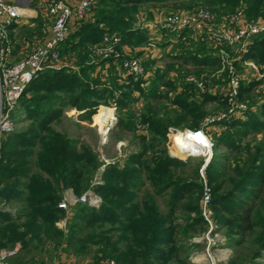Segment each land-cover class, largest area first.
Here are the masks:
<instances>
[{
	"label": "trees",
	"instance_id": "obj_1",
	"mask_svg": "<svg viewBox=\"0 0 264 264\" xmlns=\"http://www.w3.org/2000/svg\"><path fill=\"white\" fill-rule=\"evenodd\" d=\"M143 2H173L175 7L203 2L213 6L215 9L211 10L217 16L243 4L249 18L264 15V0H99L94 19L71 32L61 45V53L75 55L81 62L88 57L89 46L109 32L121 34L122 43L142 41L147 31L134 26L133 20L137 5ZM31 3L34 4L33 0ZM128 5L134 6L131 9ZM18 22L8 25L13 43ZM32 23L33 28L18 31L17 37L22 32L33 36L45 32L41 15ZM250 57H264V34L253 37L243 59ZM193 61L221 65V57L214 52L194 57ZM39 77L41 82L35 83ZM49 81L51 84H44ZM93 83L74 70L46 68L27 85L21 98L29 87L63 90L72 86L77 92L68 97L71 105L88 108L91 117L95 108L89 107L104 103L107 93L111 94L110 99L114 98L107 81L97 76ZM247 90L248 86L241 84V95ZM30 99L31 103L21 101L14 111V123H22L20 128L3 134L0 141V249L19 246L16 254L6 259L8 264H47L48 259L52 264L54 247H60L62 242L67 246L61 251L70 254L74 264H101L107 258L117 264H197L189 258L191 245L185 239L204 233L207 225L200 209V162H182L179 157L170 162L167 156L163 157L165 149L160 148V141L153 137L146 144L143 137V148L132 153L123 167L113 165L112 175L107 178L110 182L97 188L103 198L99 207L83 202L74 204L78 211H74L75 221L66 233L57 225L61 211L65 210L59 203L67 189L79 193L88 186L93 149L79 146L78 139L53 127L64 113L60 106L65 101L61 102L58 94L48 105L41 104L48 100L46 95ZM240 122L234 120L230 125ZM120 125L127 126L123 120ZM157 131L162 139L167 137L166 129ZM249 133L250 129L244 127L233 136L214 140L213 147L223 142L225 150L212 152L206 172L212 191L220 193L212 198L211 206L220 211L221 223L227 228L225 234L238 248L230 263L264 264L260 262L264 257V143L245 141ZM181 135L182 132L175 134V142ZM171 147L180 153L173 146L172 136ZM173 187L165 208L160 207L158 200ZM187 206L192 215L180 219L179 213ZM197 247L203 244L198 243Z\"/></svg>",
	"mask_w": 264,
	"mask_h": 264
},
{
	"label": "rangeland",
	"instance_id": "obj_2",
	"mask_svg": "<svg viewBox=\"0 0 264 264\" xmlns=\"http://www.w3.org/2000/svg\"><path fill=\"white\" fill-rule=\"evenodd\" d=\"M95 1L91 13L85 20L79 22L73 31L79 30L86 21L94 19L99 0ZM133 6L128 5L131 9ZM198 6L214 8L203 2L181 7L173 6V2H160L158 4L143 2L138 4V11L135 12L133 23L138 28H144L147 35L140 42L135 40L132 44L122 43L119 47V56L111 58L116 59L118 64L121 65L126 73L124 76H115L113 73L105 75L101 70L98 71L99 73L92 72L93 68L102 64L105 59L94 60L90 53L81 62L77 61L78 58L75 55L70 57L66 53H61L59 68L76 71L86 81L92 82V85L97 76L101 77L102 80L108 82L110 90L114 92V98L110 99L111 94L107 93L104 103L89 107L90 109L95 108V112L91 117H89L88 108L78 109L71 105V99H68V97L77 92L72 86H67L63 90H32L29 87L18 103V106L21 101L28 104L31 103L30 98L46 95L48 97L47 102L44 101L41 104L47 103L48 105L51 103L52 97L57 94L61 102L65 101L63 102L64 105L60 106L64 113L53 124V127L78 139L79 146L86 145L93 149L94 162L88 179V186L79 193L73 190L76 195H81L87 188L92 187L93 191L99 196V203L92 206L99 207L101 205L103 201L102 191L98 192L97 188L110 182L107 178L112 175V166L123 167L126 159L132 153L143 148V137L146 138V144H149L153 137L156 138V142L160 141V148L165 149L163 157L167 156L166 159L171 160L170 162L179 157L182 162L191 160L201 164L206 160H208L207 163L209 162L208 154L184 152L185 148L180 145L178 147L175 143V134L181 132L182 135L186 132L195 134L197 128H203L211 136L212 141L215 140L216 142L220 136L223 138L233 136L236 130L245 127L250 129L251 132L247 135L245 141L252 144L264 143V78L260 77L258 73V71L264 72V57L246 58L251 61L249 64L243 62L242 58L236 61V73L240 78V82L244 87L248 86L249 90L244 91L242 95L240 94L238 103L229 104L226 97L229 86V69L221 65L214 67L197 64L193 61V58H202L205 54H212V52L221 57L222 50L234 55L236 46L225 42L221 44L205 42L203 44L190 31H178L154 24V21L160 15L181 10H193ZM243 8L244 5L240 4L233 11L226 13H232ZM18 26L13 43L14 57L17 60L29 54L48 32L45 31L40 36L23 35L22 32L23 36L17 37L18 31L33 28L34 23H32V20H21L18 22ZM107 30L108 28L105 31L108 32ZM126 57L141 59L142 70L138 76H134L123 68L122 62ZM82 68L87 69L84 71ZM37 82H41L40 77L35 80V83ZM44 84H51V81ZM230 109L233 111H230ZM98 112L99 115H96ZM228 112H231L228 114L229 120L211 121L213 118ZM121 120L127 126L122 127L120 125ZM234 120L242 121V123L230 125ZM21 124L19 122L14 123L13 128H20ZM163 128L167 130V137H164V139H162L161 133L157 131V129L163 130ZM171 136L173 146L181 154L176 153L171 147ZM221 144L212 147V152L224 151L225 145L223 142ZM206 174L209 175L208 172ZM111 184L119 189H125L118 183L111 182ZM210 188L212 191L211 186ZM174 190L175 187L169 189L158 200L160 207L165 208L166 200L171 198ZM218 194L220 193L212 191V198L218 196ZM121 198L123 197H118V199ZM186 204H189V202H186ZM75 207L73 205L70 210L61 211L57 220V225L66 233L75 221L74 211H78V208L74 209ZM188 208L190 206L182 208V212L178 215L180 219L192 215ZM210 218L212 226L207 221L204 233L185 239V242L191 245L189 258L197 264H236L230 263V261L237 253L238 248L233 241L228 240L225 234L227 228L221 223L223 216L220 215L217 208L211 206ZM198 243H202L203 247H197ZM161 244L176 246L167 243ZM66 246L67 243L62 242L60 247H54L56 254L53 255L52 264H57L58 260L65 264L68 258H72L70 254L65 253L66 251H61ZM57 254L59 255L55 259ZM69 262L74 264L72 259ZM260 262L264 263V257L260 259ZM244 263L245 261L242 262V264ZM47 264H51L49 259Z\"/></svg>",
	"mask_w": 264,
	"mask_h": 264
},
{
	"label": "built area",
	"instance_id": "obj_3",
	"mask_svg": "<svg viewBox=\"0 0 264 264\" xmlns=\"http://www.w3.org/2000/svg\"><path fill=\"white\" fill-rule=\"evenodd\" d=\"M36 3L37 8L48 17L50 31L29 54L22 59L15 60L14 45L8 25L14 21H20L27 14V10L33 8V5L31 0H0V141L3 134L14 127V111L27 85L44 69L60 67L62 43L68 38L74 27L88 17L96 1L38 0ZM154 24L178 31H190L202 42L220 44L225 42L236 46L234 55L222 50L221 66L229 69L227 101L229 104L239 102L241 82L236 73V61L240 58L243 59L254 36L264 34V15L249 18L243 9H238L218 17L210 8L198 6L193 10H181L160 15ZM121 43V34L105 33L100 41L89 46V52L94 60L117 57L120 54ZM243 62L249 64L251 61L243 59ZM122 66L125 71L134 76H138L142 70L141 59L137 57H126ZM258 73L260 77L264 78V72L258 71ZM230 113L213 118L211 121L229 120L228 114ZM193 138L197 148L192 145L189 147L196 150L201 149L199 152L208 154L209 159L213 147L211 136L203 128H197ZM207 161L199 168L203 184L200 209L204 218L212 226L210 218L212 191L206 174ZM76 202L96 205L99 203V196L92 187L87 188L81 195H76L73 189L69 188L65 191L64 199L59 203V206L70 210ZM18 249V245L0 249V264H8L6 259L16 254ZM101 264L117 263L115 260L107 258Z\"/></svg>",
	"mask_w": 264,
	"mask_h": 264
},
{
	"label": "crops",
	"instance_id": "obj_4",
	"mask_svg": "<svg viewBox=\"0 0 264 264\" xmlns=\"http://www.w3.org/2000/svg\"><path fill=\"white\" fill-rule=\"evenodd\" d=\"M36 1L33 0V8H30L27 10V14L22 17L20 19L23 20V21H30V20H33L34 18H36L38 15H41L44 19H45V25H46V28H45V31L47 32L46 36L48 35L49 31H50V21L48 19V17L43 13L41 12L38 8H37V3H35ZM75 28V27H74ZM45 36V37H46ZM44 37V38H45ZM126 47V46H125ZM15 58V57H14ZM16 59V58H15ZM102 71L103 74L105 75H109V74H114L115 76L118 75V76H124L126 73L124 72V70L121 68V65L118 64L117 60L114 59V60H109V59H106L102 64L98 65L97 67L94 68L93 72L94 73H99L98 71ZM72 258H68L67 259V262L65 264H70ZM73 261V259H72ZM57 264H62V261L60 262L58 260V263Z\"/></svg>",
	"mask_w": 264,
	"mask_h": 264
},
{
	"label": "bare ground",
	"instance_id": "obj_5",
	"mask_svg": "<svg viewBox=\"0 0 264 264\" xmlns=\"http://www.w3.org/2000/svg\"><path fill=\"white\" fill-rule=\"evenodd\" d=\"M197 130V129H196ZM194 134L192 133H183V135H181L180 137L177 138V142L184 145V146H193L195 148H197V144H196V141H194V138H193ZM174 141H175V137H174ZM175 142L177 144V146L179 147V144ZM198 151H201V149H197Z\"/></svg>",
	"mask_w": 264,
	"mask_h": 264
},
{
	"label": "water",
	"instance_id": "obj_6",
	"mask_svg": "<svg viewBox=\"0 0 264 264\" xmlns=\"http://www.w3.org/2000/svg\"><path fill=\"white\" fill-rule=\"evenodd\" d=\"M184 152H188V153H193V154H198L200 153L198 150H196L195 148L193 147H189L187 146L184 150Z\"/></svg>",
	"mask_w": 264,
	"mask_h": 264
}]
</instances>
